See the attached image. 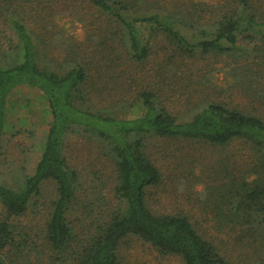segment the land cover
<instances>
[{
  "label": "rangeland",
  "instance_id": "obj_1",
  "mask_svg": "<svg viewBox=\"0 0 264 264\" xmlns=\"http://www.w3.org/2000/svg\"><path fill=\"white\" fill-rule=\"evenodd\" d=\"M7 1L36 35L39 52L47 65L60 71L78 59L89 65L98 61L103 66L102 74L91 76L87 83L84 107L108 108L119 116H137L140 112L136 107L124 108L118 103L136 104L139 93L149 89L179 118L188 120L205 104L217 102L264 120V36L261 34L251 33V37L242 38L240 44L248 51L242 56L201 52L188 56L180 53L166 37L157 35L152 39L149 57L137 63L121 45L116 25L104 21L84 0ZM246 1L255 18L264 20V0ZM128 2L136 11L168 12L186 19V25L179 27L187 35L200 28L213 29L217 21L234 15L241 7L240 0ZM2 14L3 18L9 16ZM0 33L5 49L16 43L7 19L0 21ZM104 57L111 60L106 62ZM9 106L8 129L0 147V182L17 187L33 172L40 157L50 114L40 91L26 86L16 90ZM63 148L67 162L79 177L76 197L67 215L79 238L118 205L116 171L103 144L90 134L71 131ZM145 152L162 177L158 186L147 191V207L155 214H184L203 237L218 239L220 235L210 213L215 200L212 192L224 180V167L236 174L246 170L248 145L238 140L226 147H214L205 142L149 137ZM54 198L53 183L45 182L35 205L24 215L13 218L14 223L24 228L29 245L21 254L14 249L7 251L5 258L10 264H81L74 246L58 252L49 244L45 225ZM3 215L0 207V217ZM256 247L251 243L242 248L228 244L222 250L229 251L231 259L238 264H264V251ZM117 254L119 264H183L178 256L161 254L133 236L121 241Z\"/></svg>",
  "mask_w": 264,
  "mask_h": 264
},
{
  "label": "trees",
  "instance_id": "obj_2",
  "mask_svg": "<svg viewBox=\"0 0 264 264\" xmlns=\"http://www.w3.org/2000/svg\"><path fill=\"white\" fill-rule=\"evenodd\" d=\"M84 1L104 21L116 25L121 45L137 63L149 57L152 39L157 35L166 37L188 56L195 52L242 56L248 53L240 44L242 38L251 37V33L264 36V20L255 18L246 0H240L238 11L221 18L213 29L200 28L189 35L179 27L185 26L187 20L168 12L136 11L128 0ZM11 4L0 0V21H9L16 39L7 49L0 41V147L8 129L9 103L20 87L40 91L50 120L33 172L17 187L0 182V207L4 213L0 217V264H10L5 258L7 251L14 249L21 254L29 245L24 228L13 218L35 205L45 182H52L55 190L45 225L49 244L58 252L74 246L81 264H119V244L130 236L149 243L161 254L178 256L183 264H238L229 251L222 250L228 244L242 248L251 243L264 251V120L260 116L209 102L187 120L174 115L149 89L139 93L136 104L118 103L124 108L136 107L140 112L137 116L84 107L87 83L91 76L102 74L103 66L98 61L89 65L78 59L60 71L47 65L36 35ZM2 13L9 16L3 18ZM92 88L99 93L95 86ZM73 130L90 134L103 144L115 166L118 199V205L79 238L67 217L79 177L67 162L63 148L65 137ZM149 137L205 142L214 147H226L238 140L248 145L246 170L236 174L224 167V180L212 192L215 200L210 213L218 239L203 237L184 214H155L147 207V191L162 180L145 152Z\"/></svg>",
  "mask_w": 264,
  "mask_h": 264
}]
</instances>
